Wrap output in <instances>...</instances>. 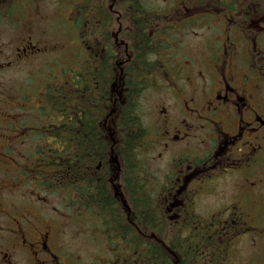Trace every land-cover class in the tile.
I'll return each instance as SVG.
<instances>
[{
  "label": "flooded vegetation",
  "instance_id": "obj_1",
  "mask_svg": "<svg viewBox=\"0 0 264 264\" xmlns=\"http://www.w3.org/2000/svg\"><path fill=\"white\" fill-rule=\"evenodd\" d=\"M162 2L163 6L126 7L122 13L107 15L108 21H119V27L111 30V39L92 41L99 49L95 53L88 48L86 61H82L84 48L76 29L71 73L74 71L75 84L79 85L78 77L84 74L82 62L87 66L84 75L93 77L99 75L94 69L101 68L94 60L97 53L105 60L111 55L113 60L118 58L113 74L109 69L101 74L105 83L114 78V101L119 100L127 76L142 74L137 68L128 71V64L136 62L131 45L136 44L135 54L139 56L142 47L138 46L150 45L146 61L154 69L148 72L153 81L147 91L162 90L160 95L167 91L169 97L158 106V128L144 141L147 148L143 154L160 151L167 155L166 169L158 177L142 158L139 173L143 181H150L147 187L153 195L144 201V212L133 213L126 204L127 194L121 191L126 187L119 172L125 162L120 156L123 153L119 162L110 156L107 163L114 168L112 176L104 172L94 181L97 172L106 167L101 162L95 170L91 167L83 175L77 174L73 211L88 212L81 218L100 223L90 236L94 239L93 235L99 233L104 239L107 253L101 260L97 253L93 257L102 264H127L129 250L120 246L125 226L134 228L125 235L135 234L153 245L140 246L138 254L157 251L165 254L168 264L181 262L173 247L163 241L176 233L187 240L189 250L192 246L199 248L200 264H264V0ZM108 10L113 11L111 7ZM28 13L29 9L24 22L21 18L14 25L26 34L17 44L0 39V264H85L75 249L63 246L48 220L24 205L9 202L10 196L19 195L21 188L30 184L28 176H42L43 152L24 150L28 139L58 132L57 128H48L45 118H35L36 124H28L25 116L22 120L28 96L20 95L22 102L16 104L3 88L7 74L22 66L28 68L27 72L34 71L39 67L34 60L49 52L47 47L32 43L35 18ZM132 19L129 29L123 26ZM144 19L147 24L142 23ZM137 27L139 31L146 27L149 38L136 42L132 35ZM61 74H65L62 69ZM34 101L40 103L35 110L42 109V101L38 97ZM78 106L77 102L75 108ZM74 115L73 154L78 171L79 141L96 135L90 125L82 124L79 111ZM100 124L102 136L97 140L102 138L106 152L105 143L112 136L107 121ZM90 147L94 148V143ZM107 154L109 157V150ZM23 158L34 159L30 164L35 166L27 170L26 161H17ZM9 170L17 176L8 177ZM112 177H118L117 183L111 182ZM33 181L40 189L47 188L43 178ZM84 197L88 202L81 207L79 202ZM131 221L141 225L126 224ZM142 222L153 223L156 232L146 231ZM112 236L113 241L108 242Z\"/></svg>",
  "mask_w": 264,
  "mask_h": 264
},
{
  "label": "trees",
  "instance_id": "obj_2",
  "mask_svg": "<svg viewBox=\"0 0 264 264\" xmlns=\"http://www.w3.org/2000/svg\"><path fill=\"white\" fill-rule=\"evenodd\" d=\"M49 5L55 7L58 13L55 17H60L62 26L57 28L53 23V34L71 39L74 37L71 36L72 32L77 29L79 39L82 40L84 48L82 61H86L90 55L88 48H93L95 53L99 49L97 44L92 43V41L111 39V30L119 27V21H108L107 15L117 14L115 11L122 13L121 9L126 7L138 8L140 6L145 8L155 6L156 3L154 0H0V24H15L24 17L27 9L34 7L45 8ZM109 7L113 11H109ZM60 11L66 12L67 15H61ZM73 22L76 23V26H74ZM129 23H134V19L123 24V26L129 29L130 27L127 26ZM142 23L147 24L148 21L144 19ZM134 32L135 34L132 35V38L136 42H139L140 39L149 38L146 27H142L141 31L137 27ZM126 37H131V35L127 34ZM110 46L112 47V44ZM149 46L148 43L139 45L138 47H142V53L139 56L135 54L136 44L133 43L131 45L130 48L134 51L133 59L136 62L128 64V71L134 72L135 68H137L138 71L141 70L142 74L137 77L127 76L125 90L118 93L119 100L114 101L116 95L111 86L114 78L111 77L109 82L105 83V76L101 74L103 69H109L111 70L110 74H113L116 63L119 62L118 58L113 60L111 55V59L105 60L101 57V53H97V57L94 60L101 68L99 70L97 68L94 69V74L99 75L92 77L80 74L78 77L79 85L75 84L77 76L74 77L72 74L71 79L64 77L59 85L60 89L55 91L58 94V99H53L51 104L48 105L49 111H46L45 114V117L49 120L47 126L48 128H57L58 132H51V135H53L51 136L52 143L56 144V146L49 144L51 142L50 139L47 140L46 150L43 154L45 162L43 166L46 174L44 181L49 186L48 190L50 193L61 195V203L70 206V208L67 206L68 209H71L74 204L73 185L78 173L83 175L91 167L95 170L98 162H101L106 167L97 172L95 182L98 177H102L104 172L109 171L110 176L115 173L112 171L113 167H111V170L107 163V152L110 146L117 156L118 162L120 159L119 154L123 153L120 156L125 162L121 164L119 172L122 174L121 182L126 185L125 189L121 191L127 194L126 204L128 209L133 213L144 212V201L151 199L153 195L151 189L147 187L150 181L147 179L143 181L139 173L140 166L143 165V151L147 148L144 141L146 142V138L150 135V129L144 124L140 108V100L153 81L151 74L148 72L154 69V66H149L146 61V51L147 49H150V51L152 49ZM104 61L107 68H105ZM82 64H85V62H82ZM140 66L141 69L139 68ZM77 102L79 106L76 109ZM114 102L115 105H113ZM77 111L81 114L82 124L84 126L90 125L96 135L94 139L87 137L80 139L78 171L74 165V142L72 139L74 114ZM105 120H107V124L113 132L114 144L111 141H108V144L105 143L106 152H103L102 138L100 142H98L97 138L102 136L99 126H101L100 122ZM47 137H50V135L47 134ZM91 143H94V148L90 147ZM59 145L60 148H58ZM99 145L100 151H97ZM92 150L95 151L91 152ZM118 177L115 180L112 177L111 182H115ZM85 189L87 188L81 190ZM87 202V198L84 197L80 199L79 204L81 207H85ZM142 223L147 226L146 231L156 232L152 226L153 223ZM126 224L132 226L141 225L139 221L126 222ZM102 225L107 228V224L102 223ZM111 225L115 224L111 223ZM116 225L120 224L117 223ZM123 228L126 233L134 231L133 227L125 226ZM124 232L120 235L123 237L120 246H124L129 250L125 255L127 264H168L165 254L160 252L149 251L138 254L140 246L150 248L152 244L137 238L135 234L125 235ZM174 236L172 239H163V241L165 243L168 242L173 247L176 256L181 259L180 264H200L201 255L199 248L192 246L189 250L186 239L177 236V233ZM113 238L114 236L110 238V241Z\"/></svg>",
  "mask_w": 264,
  "mask_h": 264
},
{
  "label": "rangeland",
  "instance_id": "obj_3",
  "mask_svg": "<svg viewBox=\"0 0 264 264\" xmlns=\"http://www.w3.org/2000/svg\"><path fill=\"white\" fill-rule=\"evenodd\" d=\"M154 1L156 5H162L163 3L162 0ZM29 11L30 13L28 14H32L35 18L33 21L31 41L36 47H47L49 53H44L42 56H38L36 61L34 60L35 63L38 62V66L41 65L34 71L27 72L28 68L22 66L18 70L7 74L3 88L6 90L9 98L16 104L22 102L21 99L19 100L20 93L26 92L28 97L23 105L27 113L21 112V119L24 120L25 116L28 124H36L37 122L34 119L39 118L40 114L39 111H35V109L38 105L40 106V104L34 101V98H41L42 104L45 101L42 105V109L44 112L49 111L48 105L51 104L53 99H58V94L55 93V91L60 89V82L64 77L68 79L72 78L71 75L74 71L71 73V70L74 58H76V52H73V44L76 42V39L71 38L70 41H66L62 37L51 34L53 23L57 28L62 27L60 17H55L58 13L54 7H34ZM60 14L63 16L67 15L64 11H60ZM25 18L26 15L22 19V22H24ZM43 30L45 31V36L42 35ZM22 35L26 34L20 32L18 28L0 24V39L8 40L12 44H17ZM71 36L76 37L75 32H72ZM64 50L65 52H63ZM81 66L84 74H86V63L81 64ZM61 69L65 70L67 74H61ZM57 86L59 87L57 88ZM161 91L162 90L156 92L155 89L149 90L144 93L141 99V113L144 124L153 133L155 129L158 128V106L165 104L167 102V97H169L167 91H164V93L160 95ZM16 113L20 116L19 111H16ZM4 133L7 134L8 131L5 130ZM41 142V139L31 137L28 139V145L25 146L24 150L28 153H32L35 150L43 152L46 148L43 147L44 143ZM30 150L32 152H30ZM15 156L16 158L18 157L16 154ZM145 160L151 166L152 170L158 172V177H160L161 173L166 169L168 156L165 154L161 155L160 151H155L150 153ZM17 161L19 163L26 161L27 170L35 166V164H30V162H34V159L23 158ZM15 176H17V174L12 170L8 171V177L11 178ZM42 178L43 176L41 175L35 177L38 182L41 181ZM29 181H31V179H29ZM38 188V186L34 187L33 184L26 185L25 187L23 186L19 195L15 194V196H10L9 202L24 205L28 211L39 213L44 219L48 220L55 228V236L61 237L63 246L70 250L75 249L76 253L84 260L85 264H102L99 263L97 259L93 260V257L94 254L97 253V258L101 260L107 253L104 239L99 233L93 235L94 239L90 236V233L93 231L92 227L98 229L100 223L90 222L88 220V223L85 220L80 221L79 218L88 214V212L75 214L71 209L68 211L65 205H61L60 194L56 195L50 193L49 190L44 191ZM68 207L70 208V206Z\"/></svg>",
  "mask_w": 264,
  "mask_h": 264
}]
</instances>
